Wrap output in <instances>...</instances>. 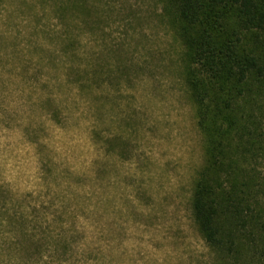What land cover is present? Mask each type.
I'll use <instances>...</instances> for the list:
<instances>
[{"label":"rangeland","instance_id":"rangeland-1","mask_svg":"<svg viewBox=\"0 0 264 264\" xmlns=\"http://www.w3.org/2000/svg\"><path fill=\"white\" fill-rule=\"evenodd\" d=\"M60 1L0 0V264L210 262L166 0Z\"/></svg>","mask_w":264,"mask_h":264},{"label":"trees","instance_id":"trees-1","mask_svg":"<svg viewBox=\"0 0 264 264\" xmlns=\"http://www.w3.org/2000/svg\"><path fill=\"white\" fill-rule=\"evenodd\" d=\"M61 1L63 12L90 9ZM165 9L186 48L183 78L204 144L189 200L213 253L204 264H264V0H166Z\"/></svg>","mask_w":264,"mask_h":264}]
</instances>
